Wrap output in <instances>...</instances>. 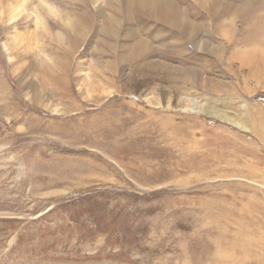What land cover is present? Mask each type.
<instances>
[{"label": "rangeland", "instance_id": "374dc122", "mask_svg": "<svg viewBox=\"0 0 264 264\" xmlns=\"http://www.w3.org/2000/svg\"><path fill=\"white\" fill-rule=\"evenodd\" d=\"M18 1L0 0V264H264V0H162L168 27L129 8L116 38L63 30L87 0L64 23L41 0L9 21Z\"/></svg>", "mask_w": 264, "mask_h": 264}, {"label": "bare ground", "instance_id": "6f19581e", "mask_svg": "<svg viewBox=\"0 0 264 264\" xmlns=\"http://www.w3.org/2000/svg\"><path fill=\"white\" fill-rule=\"evenodd\" d=\"M57 2H59V4H63V5H66L67 2L69 1H62V0H56ZM74 1V0H72ZM89 3L91 2L90 5L91 8L93 9L94 12L91 11H86L88 13L85 12L86 14V17L84 20H76L72 23H69L68 25H65L64 24H61L63 27V30H65V32H67L68 34L70 35H73L74 34L75 36H77L78 32L81 31L83 33V35H87L88 33L91 32V30L93 28H95V32H98L99 30H104V28L112 23L113 24V28L108 30L105 34L109 37H112V38H116L117 37V33H118V29L119 28H116L117 26H120L121 24V19L120 18H123V11L125 12L126 10V15H127V11L129 8L133 9L136 11V13L146 19V20H152L154 17L158 20V22L165 26V27H168V22L171 18V15H172V10L174 11V8L171 6L168 7L167 5H164L162 2V0H126V4H127V8H123L121 7V5L123 4V2L125 0H115V1H112V3L110 4V2H107L109 4L106 3V7L107 6H110V7H113L115 8L113 10L114 12V15L116 16V18H113V17H110V16H107L104 11H103V3H104V0H87ZM117 1V2H116ZM168 1V0H167ZM29 0H19L18 1V7L16 9H14L12 12L13 14L10 16L9 18V21L11 20H15L16 18H21L23 17L24 15V12H26V5L28 4ZM41 3H42V6L44 7V9L47 11L46 14H50L52 17H56V19H60L62 20V22L64 23L66 21V19L69 17V16H76L77 14L79 15V13H76L75 15V12L76 10H79L80 8L82 10H84V8H82V5L84 3V0H77V4H73V7L72 8H67L66 6H64V9H58L57 6L55 4H53L52 2H48V0H41ZM75 3V2H74ZM60 5V7H61ZM63 8V7H62ZM124 9V10H123ZM241 9V7H240ZM62 10V11H61ZM81 10V11H82ZM90 10V9H89ZM91 13L95 14V20L91 23H89V19L91 17ZM83 15H84V12H83ZM84 17V16H83ZM128 17V16H127ZM36 22L34 24V27L36 29H38V25L41 24L43 26V22H42V19L40 18H37L36 16ZM93 19V18H92ZM17 21V20H16ZM16 21L10 23L9 25H12L13 23L18 25V22L15 23ZM20 21V20H19ZM92 24H95V27L92 26ZM79 37H84V36H79ZM136 53L134 54V58L133 60H137V58H139V62L140 60H142V58L145 59V57L148 55V54H151V50L146 47L143 43V41H140V42H137L136 44ZM101 51V50H100ZM101 54V53H100ZM147 54V55H146ZM114 60L118 61L119 62V57L117 54H115L114 56ZM148 57V56H147ZM138 61V60H137ZM137 70L138 68H142L144 71H148V72H153V74H157V73H163L164 75H161V76H171V73H173L171 70L168 69V67H163V66H156V67H153L151 65L150 62H145L143 64H138L137 65ZM141 70L137 71L138 73L140 72ZM195 101V100H193ZM197 103V102H196ZM194 104V108H190V110H192V112H195V113H199V109H196L197 108V104ZM196 107V108H195ZM198 108H199V105H198ZM222 121L225 122V123H228V124H231L235 127H238L239 129L241 130H245V131H251V129L249 127L246 126V119H244V116H240V115H237L236 118L234 117V120L233 119H230V118H222ZM245 121V122H244ZM249 201V200H248ZM242 204V203H241ZM245 205V204H244ZM239 206V205H238ZM258 206V205H257ZM245 208V207H244ZM257 209V208H256ZM225 210V209H224ZM227 210V209H226ZM231 210V209H230ZM250 210V209H249ZM262 210V209H261ZM260 210V211H261ZM234 211V210H232ZM226 213V212H225ZM241 213V212H240ZM251 213V212H250ZM228 214V213H227ZM242 214V213H241ZM235 215V214H234ZM244 215V214H243ZM238 216V215H236ZM245 217V216H244ZM255 217V216H254ZM239 219V218H238ZM237 219V220H238ZM223 220H224V217H223ZM242 220V219H241ZM220 222V221H219ZM241 222H244V221H241ZM247 222V221H245ZM252 222V221H251ZM235 223V222H234ZM238 223V222H237ZM224 224V223H223ZM239 224V223H238ZM226 225V224H225ZM232 225V224H231ZM236 225V224H235ZM227 226V225H226ZM231 228V227H230ZM241 228V227H240ZM229 231V230H228ZM248 232V231H247ZM249 234V233H248ZM226 235V234H225ZM251 235V234H250ZM260 237V236H259ZM231 237H229L230 239ZM263 239V238H261ZM259 241V240H258ZM261 242V241H260ZM260 244V243H259ZM243 248V247H242ZM217 251V250H216ZM227 252V251H226ZM230 252V251H229ZM243 254V253H242ZM225 256V255H223ZM233 256V255H232ZM226 259V258H225ZM224 259V261H226ZM234 259V258H233Z\"/></svg>", "mask_w": 264, "mask_h": 264}]
</instances>
